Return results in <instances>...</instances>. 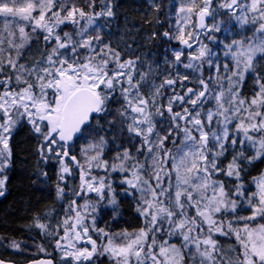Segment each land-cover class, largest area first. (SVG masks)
Instances as JSON below:
<instances>
[{"label": "snow or ice", "instance_id": "snow-or-ice-1", "mask_svg": "<svg viewBox=\"0 0 264 264\" xmlns=\"http://www.w3.org/2000/svg\"><path fill=\"white\" fill-rule=\"evenodd\" d=\"M132 10L0 0V264H264V0Z\"/></svg>", "mask_w": 264, "mask_h": 264}, {"label": "trees", "instance_id": "trees-1", "mask_svg": "<svg viewBox=\"0 0 264 264\" xmlns=\"http://www.w3.org/2000/svg\"><path fill=\"white\" fill-rule=\"evenodd\" d=\"M121 3V12H128L133 19H139L142 13L133 11L132 6L135 4L144 3V0H119ZM168 0H165L167 3ZM147 7V4L144 5ZM163 19V17H161ZM233 31H239V26L232 25ZM223 39V36H221ZM25 155L22 153V156ZM264 167V166H261ZM28 165L18 164L16 170L9 174V190L4 197H0V234L10 233L18 238H26V225L30 223V215L25 205L20 202V194L24 191L28 184ZM46 193L43 186H38L32 189L33 200H41L43 203H49L45 199ZM35 206V205H33ZM124 217L121 221L123 227L129 225H137L139 222L136 220L133 209L130 206H125ZM126 220L128 223H124ZM131 230V229H130ZM35 235V233H33ZM43 242V241H41ZM51 250V249H49ZM21 262H25V258L21 257Z\"/></svg>", "mask_w": 264, "mask_h": 264}, {"label": "water", "instance_id": "water-1", "mask_svg": "<svg viewBox=\"0 0 264 264\" xmlns=\"http://www.w3.org/2000/svg\"><path fill=\"white\" fill-rule=\"evenodd\" d=\"M21 264H25V262H21Z\"/></svg>", "mask_w": 264, "mask_h": 264}]
</instances>
